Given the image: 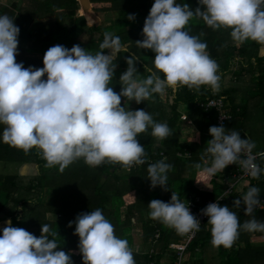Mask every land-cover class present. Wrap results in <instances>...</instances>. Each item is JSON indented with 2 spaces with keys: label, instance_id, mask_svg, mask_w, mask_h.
Masks as SVG:
<instances>
[{
  "label": "clouds",
  "instance_id": "clouds-1",
  "mask_svg": "<svg viewBox=\"0 0 264 264\" xmlns=\"http://www.w3.org/2000/svg\"><path fill=\"white\" fill-rule=\"evenodd\" d=\"M199 4L193 10L177 0H154L144 22V39L135 42L139 48L155 53V71L145 68L149 75L144 78L136 67L138 58H127L128 67L119 78V93L110 86L117 68L114 60L128 51L119 36L105 32L100 50L95 53L80 45L71 49L52 46L44 54L42 68H26L16 60L20 28L10 16L0 15L3 142L25 153L38 149L46 166H59L61 172L80 159L91 167L105 162L125 168L145 164L144 146L137 137L151 127V135L163 140L171 129L166 122L154 121L148 111L121 106L122 97L126 103L134 100L140 104L153 94L163 95L168 88L187 86L199 91L207 85L213 91L219 89V65L208 53L207 44L185 30L189 21L198 17L214 30L231 29L236 45L248 40L264 45V0H199ZM128 19L134 20L135 16L129 15ZM109 49L110 53L105 54ZM209 133L213 138L201 156L202 175L214 176L236 164L259 179L264 169L253 162L255 143L250 138H241L240 132L223 125L211 126ZM205 157L211 160L210 166ZM194 166L202 167L200 163ZM171 168L164 160L148 165L153 189L160 186L168 190L167 173ZM259 196L260 189L252 186L234 201V206L243 203L245 215H251L261 202ZM148 207L151 219L178 234L200 230V220L174 191L170 202L153 199ZM201 213L209 217L207 224L215 247H232L241 228L264 232V222L253 217L241 225L237 214L219 202L210 203ZM73 223L83 264H136L128 241L115 234L114 225L101 209L79 214L69 227ZM8 225L0 235V264H73L71 254L60 250L57 233L49 224H42L39 238L24 228L11 226L10 221Z\"/></svg>",
  "mask_w": 264,
  "mask_h": 264
},
{
  "label": "trees",
  "instance_id": "trees-1",
  "mask_svg": "<svg viewBox=\"0 0 264 264\" xmlns=\"http://www.w3.org/2000/svg\"><path fill=\"white\" fill-rule=\"evenodd\" d=\"M92 8L99 17L101 13L113 12L115 19L105 23V19L93 13L87 0H79L80 13L89 21H96L88 26L85 19L78 15V0H14L9 5L0 2V15H8L20 28L18 36V55L16 60L27 68L34 66L43 67V57L46 51L55 45H63L71 49L80 45L88 51H99V44L103 42L104 33L119 36L121 43L128 49L127 52L118 54L114 63L117 65L114 78L110 83L114 91L119 93L122 85L119 83L120 75L126 71L127 58H138L136 67L139 74L146 78L149 73L145 68H154L155 53L150 49H141L136 45L137 40L142 41L144 22L150 13L152 0H89ZM154 1V0H153ZM177 3L188 4L193 10L200 7L199 0H177ZM154 4V3H153ZM134 15V20L128 16ZM191 35L199 36L207 44V51L218 63V75L222 77L234 76L240 81L243 70L249 74L245 92L251 96H258L256 111L247 110L248 101L242 99L241 104H235L233 93L236 87L224 88L213 91L204 85L200 90L189 89L181 86L175 90L168 88L163 95L153 94L150 99L137 104L134 100L128 101L129 110L143 109L148 111L154 121L166 122L171 129V134L163 140L151 135V127L140 134L137 139L144 146L146 163L125 168L119 164L103 163L91 167L80 159L69 165L63 172L59 166L47 167L46 161L38 149L33 148L25 153L23 150L3 142L2 133L4 125H0V161L10 163H31L35 167L34 174L2 175L0 174V220L6 218L11 226L24 228H42V224H49L57 233L55 239L60 250L69 253L77 249L79 236L75 233V224L69 223L76 220L81 213L91 212L97 208L114 225L115 234L126 239L131 244L132 227L142 230L143 241L153 240L157 256L164 249L169 248L171 241H179L183 234H178L158 220L150 218L148 204L153 199L170 202L172 192H176L184 202L191 196L199 195L202 200L215 199L224 191L221 181L217 180L220 173L214 176L201 174L207 142L213 137L209 133L211 126L216 123L217 110L215 107L205 109L201 102L214 97H221L224 101V110L230 114L224 127L240 132L241 138H250L256 143L253 151H264V53H260V45L248 40L236 45L230 36L231 29L214 30L208 27L201 18L193 17L186 26ZM203 33V35H201ZM105 50V54L110 53ZM236 63L237 66L230 70ZM163 78V74H160ZM47 77L45 76L44 79ZM251 82V83H250ZM244 84L242 83V86ZM245 97V96H244ZM126 105V98L122 97L121 106ZM183 111L185 118L180 119ZM191 123L199 132L198 141H181L180 126ZM248 130V131H247ZM256 133L260 136H254ZM252 135V136H251ZM257 147V149H256ZM205 159H209L205 157ZM164 160L172 165L167 173L168 190L157 186L151 187L148 178V165ZM257 163L264 169V155L257 158ZM200 163L201 169L195 168ZM211 160L209 159V166ZM231 167L233 171H230ZM226 169L229 181L235 172V164ZM230 171V172H229ZM229 172V173H228ZM202 181V182H197ZM207 189H204L206 185ZM256 186L260 189L259 198H264V171L259 179H244L236 184L230 193L223 194L217 202L221 206H228L235 212L241 225L253 217L264 222V207H255L251 215H245V205L234 206V201L241 198L248 189ZM210 187V188H209ZM225 187V186H224ZM124 213H121V208ZM47 213L53 214L48 218ZM209 219V218H208ZM208 219L202 225L197 237L189 246V252L194 253V248L210 238L211 226ZM6 225V226H5ZM8 223L0 222V235ZM158 232V237L154 234ZM220 254L224 255L225 264H264V232H249L241 228L240 233L232 247L220 246ZM134 253V252H133ZM71 254V253H69ZM135 254V253H134ZM73 264H83L82 254H71ZM134 259L140 264H148L153 260L148 254H135Z\"/></svg>",
  "mask_w": 264,
  "mask_h": 264
},
{
  "label": "rangeland",
  "instance_id": "rangeland-1",
  "mask_svg": "<svg viewBox=\"0 0 264 264\" xmlns=\"http://www.w3.org/2000/svg\"><path fill=\"white\" fill-rule=\"evenodd\" d=\"M12 1H14V0H0L1 3H6V5H9ZM152 2L154 3L153 0H152ZM153 3L151 4V2H150V8L153 6ZM78 6H79V9H78L77 14L78 15H81L85 19V22H86V24L88 26L92 25L94 22H96L98 20V18H97L96 21H89L85 15H83V14L80 13L81 4H78ZM90 7H91L93 13L96 14V11L93 10L92 5ZM99 17L105 19L104 20L105 23H110V22H112L115 19V15H114L113 12H105V13L103 12V13H101L99 15ZM262 50H263V48L261 47L260 53H262ZM236 66H237V64L234 63L230 67V70L234 69ZM245 74H247L246 77L245 76H243V77L241 76L240 81H238L237 78L234 77V76L227 75L228 76V78H227V77H222V75H221L220 76V80H219V89L216 90V92L217 91H221L224 88H228V87L235 86L236 87V91H235V93L232 94L233 97L235 98V104L239 105V104H241L243 98L244 99H247V101H248V106H246L247 107V110H249V112H252V111H256L257 110V107H254V106L257 103L258 96H251V95H249V94H247L245 92L246 87H247V83H249L248 80H250V78H249L250 76L247 73V71L246 70H243V75H245ZM242 83L244 84L243 86H242ZM128 105H129V102H127L125 106L128 107ZM184 113L185 112L183 111L182 116H181L180 119H184L185 118ZM179 134H180L181 141H184V140L185 141L186 140L187 141H198L200 139L199 138V132L197 131V129L191 123L182 124L180 126ZM254 136H260V135H258L256 133V135H254ZM255 146H256V143H255ZM263 147H264V145L262 146V148ZM256 149H257V147H256ZM233 168H230L229 170H231ZM35 171L36 170H35V167H34L33 164H31V163H27V164L24 163V164H21V165H17L16 164V165L11 166L10 173H11V175H13V174L26 175V174H34ZM231 171H233V170H231ZM219 173L220 174L217 177V180L218 181H221V183L223 185V189H225L224 184H225L226 181H228V179H227L226 174L224 173V171L223 172H219ZM233 181H234L233 178H230L229 179V182L230 183H232ZM121 213H124V208L123 207L121 208ZM47 217L48 218H53L54 216H53V214H48ZM33 234L36 237L39 238L41 236V234H42V230H41V233H40L39 230H37ZM131 234L134 235L135 238H133V239H134V242L136 241V244H138V243L141 244L142 243V241H141V229L139 227L132 228L131 229ZM77 252L78 251H72L70 253L77 254Z\"/></svg>",
  "mask_w": 264,
  "mask_h": 264
},
{
  "label": "built area",
  "instance_id": "built-area-1",
  "mask_svg": "<svg viewBox=\"0 0 264 264\" xmlns=\"http://www.w3.org/2000/svg\"><path fill=\"white\" fill-rule=\"evenodd\" d=\"M200 106L204 107L205 109L208 108H214L217 110V116H216V123L218 126L225 125L228 119H230V114L226 113L224 110V101L221 97H214L206 102H201ZM264 154V151L262 152H256L252 150V157L254 158V163L258 165L257 163V158ZM259 166V165H258ZM231 177L234 179L232 183L229 181H226L224 186L225 189L221 195L216 197L215 199L213 198H208L205 200H202L199 195L191 196L189 199L185 200L184 203L186 205L189 204V208L191 213L200 220L201 225L205 223V221L209 218L207 216L202 215L201 210L206 208L210 203H215L221 199V196L226 193H230L233 188L235 187L236 183L240 182L241 180L244 179H252L253 177L245 171L241 166L235 164V172L232 173ZM235 184V185H234ZM260 199V204L256 207L257 209H262L264 207V198H259ZM199 231H193L187 234H183V238L180 241L172 242L169 243V248L173 250L174 252V257L172 264H187L188 261V249L189 246L192 244L193 240L197 237ZM158 237V232L154 234V238ZM199 248L196 247L194 250H198Z\"/></svg>",
  "mask_w": 264,
  "mask_h": 264
},
{
  "label": "crops",
  "instance_id": "crops-1",
  "mask_svg": "<svg viewBox=\"0 0 264 264\" xmlns=\"http://www.w3.org/2000/svg\"><path fill=\"white\" fill-rule=\"evenodd\" d=\"M78 2H79V0H78ZM3 4H6V3H3ZM90 6H91V3H90ZM97 18L99 20L98 16H97ZM262 53H264V48L262 50ZM16 164L21 165L24 163H15V162L10 163V162L0 161V174L10 175L11 174L10 173L11 166L16 165ZM231 168H233V167H231ZM226 169H228V168L226 167L223 170L225 174H226ZM231 170H233V169H231ZM226 177H227V175H226ZM207 188H208V186L204 187V189H207ZM48 214H51V213H47L46 215H48ZM0 222H2L4 224L8 223L6 218L0 220ZM135 227H137V226H135ZM132 228H134V227H132ZM37 230H39L41 233L42 228H30L27 231H29L30 233L33 234ZM209 231L211 233V230H209ZM132 237L135 238L134 235H132ZM141 237H142V230H141ZM133 238L131 240L130 247L132 248V250L135 254H145L146 253V254H148L149 257L152 256V254H153V260L150 261L148 264H172L173 257H174V252L172 249L166 248V249H164V251L162 252V254L160 256H157L155 249H154L155 242H153L152 239L148 240V241H143L141 239L142 243L136 244V241L134 242ZM182 238H183V236H182ZM211 240H212V236H210V238L205 241V244L199 245V249L197 251L195 250L194 253H191L188 251L187 264H225V260H224L225 257L223 254H220V252H219L220 247L213 246V244L211 243ZM172 242H176V240L171 241L170 243H172ZM69 251L70 252L78 251L77 254L79 253V250H77V249H71ZM77 254H74V255H77ZM135 261H136V259H135ZM136 264H140V263L136 262Z\"/></svg>",
  "mask_w": 264,
  "mask_h": 264
},
{
  "label": "water",
  "instance_id": "water-1",
  "mask_svg": "<svg viewBox=\"0 0 264 264\" xmlns=\"http://www.w3.org/2000/svg\"><path fill=\"white\" fill-rule=\"evenodd\" d=\"M87 3H88V5L90 6V2H89V0H87ZM98 21V20H97Z\"/></svg>",
  "mask_w": 264,
  "mask_h": 264
}]
</instances>
